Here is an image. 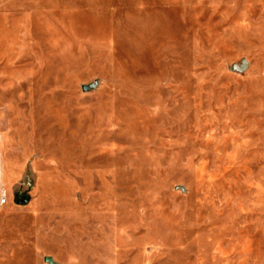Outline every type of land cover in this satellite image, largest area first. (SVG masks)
Returning a JSON list of instances; mask_svg holds the SVG:
<instances>
[{
  "label": "rangeland",
  "instance_id": "374dc122",
  "mask_svg": "<svg viewBox=\"0 0 264 264\" xmlns=\"http://www.w3.org/2000/svg\"><path fill=\"white\" fill-rule=\"evenodd\" d=\"M0 264H264V0H0Z\"/></svg>",
  "mask_w": 264,
  "mask_h": 264
},
{
  "label": "water",
  "instance_id": "95a60500",
  "mask_svg": "<svg viewBox=\"0 0 264 264\" xmlns=\"http://www.w3.org/2000/svg\"><path fill=\"white\" fill-rule=\"evenodd\" d=\"M248 66H249V63L247 62V60L243 59L241 64L235 65L234 68L237 72L242 73V72H245L247 70ZM95 87H96V84H90V85L83 86L82 90L84 92H88V91L93 90ZM18 204L25 205V204H27V201L24 200L22 202H19Z\"/></svg>",
  "mask_w": 264,
  "mask_h": 264
},
{
  "label": "built area",
  "instance_id": "2783aa9c",
  "mask_svg": "<svg viewBox=\"0 0 264 264\" xmlns=\"http://www.w3.org/2000/svg\"><path fill=\"white\" fill-rule=\"evenodd\" d=\"M5 202V201H4Z\"/></svg>",
  "mask_w": 264,
  "mask_h": 264
}]
</instances>
